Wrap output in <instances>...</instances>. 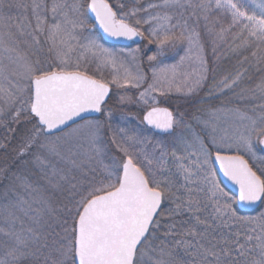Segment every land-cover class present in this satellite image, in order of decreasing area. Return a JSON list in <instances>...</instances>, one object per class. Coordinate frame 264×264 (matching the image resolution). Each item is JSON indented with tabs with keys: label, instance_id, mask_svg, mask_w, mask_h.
<instances>
[{
	"label": "snow or ice",
	"instance_id": "obj_1",
	"mask_svg": "<svg viewBox=\"0 0 264 264\" xmlns=\"http://www.w3.org/2000/svg\"><path fill=\"white\" fill-rule=\"evenodd\" d=\"M0 264H264V0H0Z\"/></svg>",
	"mask_w": 264,
	"mask_h": 264
},
{
	"label": "rangeland",
	"instance_id": "obj_2",
	"mask_svg": "<svg viewBox=\"0 0 264 264\" xmlns=\"http://www.w3.org/2000/svg\"><path fill=\"white\" fill-rule=\"evenodd\" d=\"M99 37L101 38V42L104 43L106 46H108V47H117L118 48V46H115V45H112V44L104 42L100 34H99ZM145 43L146 42L143 41L142 43H138V44L140 46H143ZM138 44H134V45H131V46H128V47H125V48H129V47L134 48ZM234 64H235V60L226 61V62L222 63V65H221V74H223L224 71H231L233 66H234ZM167 104L170 105L173 108H180L181 110H183L185 107H187V102L185 101V99L183 97L177 96V95L172 96L167 101Z\"/></svg>",
	"mask_w": 264,
	"mask_h": 264
},
{
	"label": "water",
	"instance_id": "obj_3",
	"mask_svg": "<svg viewBox=\"0 0 264 264\" xmlns=\"http://www.w3.org/2000/svg\"><path fill=\"white\" fill-rule=\"evenodd\" d=\"M99 31V34L101 35L102 39L104 42L106 43H109V44H112V45H117V46H129L133 41H124V40H121V41H115V40H112L111 38L105 36L103 33H102V30H98ZM141 42L140 40H136L134 43H139ZM222 179V177H221Z\"/></svg>",
	"mask_w": 264,
	"mask_h": 264
}]
</instances>
